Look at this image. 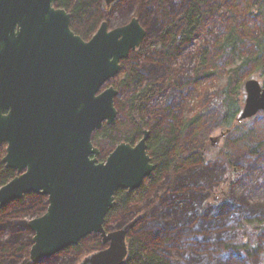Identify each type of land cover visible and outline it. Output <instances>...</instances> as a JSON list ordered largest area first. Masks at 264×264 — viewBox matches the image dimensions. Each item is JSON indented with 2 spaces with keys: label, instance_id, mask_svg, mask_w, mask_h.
Segmentation results:
<instances>
[{
  "label": "water",
  "instance_id": "95a60500",
  "mask_svg": "<svg viewBox=\"0 0 264 264\" xmlns=\"http://www.w3.org/2000/svg\"><path fill=\"white\" fill-rule=\"evenodd\" d=\"M55 2L0 0V58L8 55V30L14 45L12 70L0 67V148L6 146L3 163L17 172L0 188V209L27 194L48 197L47 211L28 224L35 233L32 261L94 233L101 236L103 248L77 264H125L128 236L139 218L112 231L105 221L116 193L138 189L152 174L150 132L144 130L134 145L121 142L105 161L96 157L100 150L93 135L118 121L119 90L108 83L147 33L138 18L111 29L104 21L85 42L70 31L71 15L56 9ZM244 89L238 122L264 111V85L250 78ZM8 108L10 113L3 114Z\"/></svg>",
  "mask_w": 264,
  "mask_h": 264
},
{
  "label": "trees",
  "instance_id": "16d2710c",
  "mask_svg": "<svg viewBox=\"0 0 264 264\" xmlns=\"http://www.w3.org/2000/svg\"><path fill=\"white\" fill-rule=\"evenodd\" d=\"M224 2L225 0L116 2L121 6H128L130 11L137 9L143 18L141 20L148 27V34L141 48L131 52L122 61L124 73L113 83L119 90L115 101L120 112L118 121L114 125L104 124L101 130L95 131L93 142L98 148L110 147V153L121 142L132 144L139 140L144 130H148L150 136L147 149L156 163V172L137 192L119 190L106 222L114 213H129L133 201L147 198L153 185L157 186V191L151 196V204L147 207L152 206V210L145 212L144 216V210L140 209L130 213L135 217L142 214V217L129 233V254L125 264H228L231 251L242 249L250 254L253 251L248 244L230 243L226 230H221L214 218V214L219 217L220 212L211 213L203 206L206 193L201 184L205 175L203 170L190 168L192 164L203 161L205 153L199 147L186 149L187 141L199 134L201 114L191 116L189 104L185 107L181 103L174 105L171 97L164 104L160 100L168 89L177 88L180 102H183L184 90L189 86L193 90V82L201 77L199 73L210 65L222 73L219 92H216L217 105L222 114L220 127L224 130L231 128L232 132L227 136L229 141L242 142L251 154L259 155L264 150V135L256 134L254 129H251L253 133H248L247 128L238 123L245 100V71L254 66L255 73L264 77V0H247L246 13L252 15L254 21L262 26L260 32L252 29L246 32L236 25L229 26L213 46L207 41L202 45L196 76L180 83L186 79L179 72L183 50L203 34L207 17L212 13H219L227 5ZM58 5L66 8L72 18L78 21L76 28L83 37L90 32L93 37L101 24L107 22L108 17L102 7L107 11L112 8H108L104 0H58ZM151 49L155 54L146 56ZM218 71H204L203 74L210 77ZM159 104H162L161 109L156 108ZM237 132L239 135H236ZM227 148L225 154L229 156L230 150L228 146ZM5 150V145L0 148L4 154ZM99 156L102 157V152ZM230 165L232 166L231 162ZM15 176L16 171L0 160V188ZM161 190H165V193L157 202ZM38 199L42 198L31 193L0 209V264L22 263L19 261L26 253L30 241L26 236L25 239L20 237V234L27 235L29 231L24 219L27 216H42L48 208L43 207L42 212L38 213L39 209L33 204ZM234 214L229 213L226 219H234ZM238 222L243 230L264 229V219L259 217H247ZM102 247V242L98 241L94 250ZM55 260L56 257L42 259L35 264H55ZM22 264L30 263L25 261Z\"/></svg>",
  "mask_w": 264,
  "mask_h": 264
},
{
  "label": "rangeland",
  "instance_id": "374dc122",
  "mask_svg": "<svg viewBox=\"0 0 264 264\" xmlns=\"http://www.w3.org/2000/svg\"><path fill=\"white\" fill-rule=\"evenodd\" d=\"M250 1L252 2L253 0ZM224 3L227 5H224V8H222L223 10L221 9L219 13H212L207 17L204 24L203 34L183 50V54L179 60V65H181L179 72L184 74L186 79L180 83H184L190 77L193 78L196 76L195 70L198 69L200 65L199 60L201 57L200 51L203 49L202 45L207 41L209 45L213 46L217 40L222 38L229 26L236 25L241 31L246 32H250L251 29L255 32H260L259 30L262 26L254 21L252 15L246 13L248 10L247 0H225ZM225 6L227 8H225ZM102 9L104 10L106 17H108L107 23L110 29L127 23L129 20L131 21L132 18H138L148 34V27L141 20L143 18L137 9L130 11L128 6L124 7L118 3H115L110 11L105 10L103 7ZM154 54L155 52L151 49L146 53V56L150 57ZM144 58L145 57L143 56V59ZM204 71L215 72L218 70H215V68L209 65ZM204 71H201L199 73L201 77H198L195 83L193 82V90H190L191 86L184 90L182 93L183 102H180L181 99L179 98L177 88L168 89L166 93L160 97V100L161 103L164 104L166 99L171 97L172 104L174 105H180L181 103V106L185 107L189 104V114L191 116H196L199 113L201 114V124L198 131L199 134L187 141L186 149L193 150L199 147L205 153L204 160L197 164H192V167L190 168L203 170L205 175V180L201 184L203 191L206 193L205 198H203V206L205 209L210 210L211 213L217 211L220 212L219 217L214 214V218L220 228H222L221 230H226L227 239L230 243L234 245L245 243L252 246L253 249L251 254L247 253V250L245 251L242 249L239 251H231L227 263L264 264V229L243 230L239 227L238 222L247 219V217H259L264 219V150L261 151L259 155H253L242 144V142L229 141V137L227 138V136L232 132L231 128L224 130L219 125L222 119V114L220 112V106L217 105L219 103H217L216 92H219L222 73L218 71L217 74L209 77L205 76V73L203 74ZM123 73L124 69L121 68L119 74L112 79L108 85H113ZM243 76V83L250 78H255L264 85V77L255 73L254 66H250ZM188 93L189 96L187 97ZM243 96L245 99L246 92L244 87ZM162 104H159L156 108L161 109ZM119 116L120 112L118 110V119ZM238 123L247 128L246 131L248 133H253L251 129H254L256 134L260 136L264 135V111L258 113V115L253 118ZM241 133L243 134L244 132ZM236 135H239L238 132ZM217 137H220V139L215 145H213L211 139ZM227 146L230 150L229 156L225 154L228 149ZM99 150L100 153L102 152V157L99 155L96 156L98 160L106 159L110 147H99ZM4 156L5 154L3 151H0V160H2ZM230 162L232 166L230 165ZM145 183H148V180H146ZM153 186L154 188L152 189L150 196L131 203L130 207L132 209L129 213L119 212L111 215V217L107 219V222L105 221V228L117 230L119 229L117 227L126 221L131 222L136 218L133 214H130L133 210H144L143 216L145 212L150 209L152 210V206L150 208L147 207L151 204V196L157 191V186ZM213 191H215L214 194ZM164 193L165 190L160 191L157 196V202ZM38 196L42 199L35 200L33 204L39 209L38 213H40L42 212L41 210L43 207L49 206V203L47 196L40 194H38ZM229 213H235V218L232 220L226 219V216ZM37 216H27L24 219L27 222L29 231L27 232V235L24 233L20 234V237L22 236L25 239L26 236L30 241L28 242L26 253L22 256L19 263L26 261L30 264H35L42 259L56 257V260L59 259L57 261L55 260V264H77L86 254L95 251L94 246H96L98 241L102 242L101 236L93 233L81 240L77 245L65 248L50 257L32 261L31 249L34 244L33 238L35 233L30 229L28 222Z\"/></svg>",
  "mask_w": 264,
  "mask_h": 264
},
{
  "label": "flooded vegetation",
  "instance_id": "af4514ba",
  "mask_svg": "<svg viewBox=\"0 0 264 264\" xmlns=\"http://www.w3.org/2000/svg\"><path fill=\"white\" fill-rule=\"evenodd\" d=\"M119 0H117V1H115V2H113L111 5H107L106 4V6L108 7V8H110V7H112V5L113 4H115L116 2H118ZM105 3H106V0H105ZM54 7L56 8V9H64L67 13H69L70 15H71V18H70V20H69V29H70V31L75 35V36H80L85 42H88V41H90L91 40V38H92V34H91V32L89 33V34H87V35H85V37H83L80 33H78V30H77V25H78V21L77 20H75V19H73L72 18V14L66 9V8H63V7H60L59 5H58V0H56V2L54 3ZM18 31V28H16V30H15V32H17ZM8 32L10 33V40H8V45L7 44H5V47H8V55H5V56H2L1 58H0V67L1 68H4V67H6V68H8L9 70H12V68H13V62H14V56H13V47H14V45H13V41H12V38H11V34H12V30H8ZM53 53H54V55H56L57 54V52H56V50H55V47L53 48ZM29 97V94H26V96H25V98H24V100H27V98ZM9 114L10 113V108H8V110L6 109V110H4L3 111V114ZM114 125V124H113ZM102 129V128H101ZM100 129V130H101ZM144 136V132H143V135H142V137ZM141 137V138H142ZM141 138H139V140L141 139ZM139 140H136V141H134L133 143H132V145H134V144H136ZM3 147V146H2ZM106 160V159H105ZM152 162H153V164L155 165V168H154V170L152 171V174L149 176V177H147L145 180H144V182L142 183V185L138 188V189H135L134 191H132V192H137V191H139L146 183V180H149L154 174H155V172H156V163H154V161H153V159H152ZM8 168H10V167H8ZM11 169V168H10ZM13 170V169H12ZM16 176H17V172H16ZM15 176V177H16ZM11 181V180H10ZM125 191H127V190H125ZM129 192V191H128ZM131 192V193H132ZM34 194H36V193H34ZM27 195H29V194H27ZM26 196V195H25ZM137 217L140 219L141 217H142V214H138L137 215ZM139 219H138V221H139ZM102 245H103V242H102ZM96 251V250H95ZM89 254V253H88ZM87 255V254H86ZM85 255V256H86ZM84 256V257H85ZM83 257V258H84ZM82 260V259H81ZM80 260V261H81ZM79 261V262H80Z\"/></svg>",
  "mask_w": 264,
  "mask_h": 264
}]
</instances>
